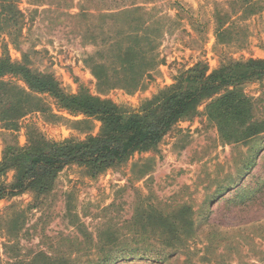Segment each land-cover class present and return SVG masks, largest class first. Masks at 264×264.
Returning <instances> with one entry per match:
<instances>
[{"label":"rangeland","instance_id":"obj_1","mask_svg":"<svg viewBox=\"0 0 264 264\" xmlns=\"http://www.w3.org/2000/svg\"><path fill=\"white\" fill-rule=\"evenodd\" d=\"M14 1L19 26L6 28L0 15V48L13 61L54 76L68 93L85 87L131 112L199 62L212 72L223 60L264 59V0ZM140 8L153 33L160 32L153 35L159 63L135 93L101 87L86 63L98 50L93 42L118 26H135L142 12L107 16ZM6 80L23 86L18 78ZM241 90L259 100L255 120H264V79ZM38 98L49 112L27 114L17 130L0 124V160L5 146L26 145L31 127L58 142L99 133L98 121L89 120L88 131L72 123L82 116L59 111L48 95ZM206 106L177 123L155 150L136 152L95 178L70 165L51 192L1 200L0 264L29 263L40 253L67 255L68 264H104L103 249L150 252L121 255L115 264H264V133L228 143ZM13 177L9 172L0 182L9 185ZM161 214L180 219L150 223L149 216Z\"/></svg>","mask_w":264,"mask_h":264},{"label":"trees","instance_id":"obj_2","mask_svg":"<svg viewBox=\"0 0 264 264\" xmlns=\"http://www.w3.org/2000/svg\"><path fill=\"white\" fill-rule=\"evenodd\" d=\"M0 1V15H5L6 28L11 25L18 27L21 17L15 1ZM139 11L142 15L137 19L138 24L132 26L128 23L127 29L118 26L107 40L93 42L98 50L87 57L86 63L101 87H119L135 93L143 85L144 78L158 65L155 38L160 32L153 33L150 19L145 18L146 13L141 8L107 17ZM218 21L222 23V20ZM220 29L222 25L219 26V41L222 36ZM153 35L157 36L153 38ZM7 78H18L23 86L7 81ZM263 79L264 59L223 60L212 72H209L207 64L199 62L182 72L173 85L144 101L138 111L131 112L112 100L93 95L85 87H80L75 94L68 93L54 76L33 70L27 63L13 61L8 50L0 48V124L5 129L17 130L21 119L29 113L49 112L48 108L41 106L40 95L51 97L59 111L82 116L83 120L72 123L86 126L88 131L92 129L89 120L94 119L101 124L97 135L59 142L48 140L38 130L28 128L26 145H7L4 148L0 178L9 172H14V177L9 185L0 182V201L27 191L39 196L51 192L58 175L70 165L86 167L95 178L124 164L136 152L153 151L177 123L200 115L199 108L203 104L207 105L205 114L216 122L226 142L237 143L258 136L264 133V120H255L259 100L243 93L241 86ZM47 115L61 118L51 113ZM183 212L184 209L178 211L180 214ZM152 218L154 221L150 223L180 219L163 218L162 214L148 219ZM102 251L104 264H115L123 256L135 258L150 253L140 249ZM66 256L62 254L52 258L40 253L29 263H17L36 264L42 257L46 260L44 264H68L64 260Z\"/></svg>","mask_w":264,"mask_h":264}]
</instances>
